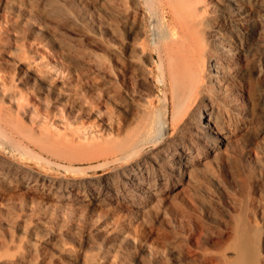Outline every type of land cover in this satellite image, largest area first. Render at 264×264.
Here are the masks:
<instances>
[{
    "label": "rangeland",
    "instance_id": "1",
    "mask_svg": "<svg viewBox=\"0 0 264 264\" xmlns=\"http://www.w3.org/2000/svg\"><path fill=\"white\" fill-rule=\"evenodd\" d=\"M141 3L0 0V112L16 120L0 117V264H264V0L208 2V27L231 42L224 7L241 3L262 26L244 57L208 39L231 65L178 125L157 61L156 25L170 14L157 4V20ZM47 69L57 93L43 88ZM95 108L119 135L160 114L166 138L101 154Z\"/></svg>",
    "mask_w": 264,
    "mask_h": 264
},
{
    "label": "bare ground",
    "instance_id": "2",
    "mask_svg": "<svg viewBox=\"0 0 264 264\" xmlns=\"http://www.w3.org/2000/svg\"><path fill=\"white\" fill-rule=\"evenodd\" d=\"M209 1L207 0H142L141 3L144 6L149 5V7L152 8L153 13L155 14L157 20H158V15L155 8L157 4H161L162 6H164L170 14L169 23H168L169 27H165V25L161 23L162 22L161 19H159L156 26H157L158 37L164 43V45L163 44L161 45L162 46L161 48L163 49V53L161 54L159 53L161 57L158 55L157 61L162 69L163 78L164 76H166L167 73L171 78L172 84L171 83L170 84L173 86L172 87L173 95H171L173 99V107H172L173 112L171 114L172 122L175 121L177 118H182L184 116H187L191 112L194 101L196 100L198 95L200 93H204L205 91H207L209 87L212 86L213 83L216 82V84L220 87V85L222 84L220 83L219 78L223 74H225V72H227L229 65H231V64L229 65L223 64V62L220 61L221 58L218 59L219 55L216 57L215 55H211L210 53H207L208 39L210 38L216 41L215 44L216 47L218 48V51L224 56L232 57L233 55H236V56L244 57L245 49L243 47V41L246 40L247 38H256L257 37L256 34L259 32V30H261L260 28L262 26L261 25L262 19L259 17L255 19L254 18L255 15L253 14L252 11L249 10L250 8L246 9L241 3L239 4L234 3L236 5V8L234 9L224 7V13L226 14L225 16L228 19V23L226 24V27L230 29V31L232 32V36L234 35L240 41L238 43H235L236 41L231 42L230 41L231 39L228 36L222 34V32L218 30V28L215 29L208 27V21L210 20L207 13ZM204 53H207V55H204ZM204 59L207 60L208 65L206 64ZM236 62L234 61V67H238V68H233L235 70L240 69L238 64H236ZM207 66L209 69L208 72H205ZM36 68H32V69H34L36 72L38 69ZM44 72L45 73H41L40 75L42 77L41 79L43 81L42 83L44 85L43 87L44 90L48 93L59 92L60 88L57 86L55 82L56 72H54L52 69H47V71ZM235 80L236 79H234V82H237V80L236 81ZM232 89L238 91L237 85L233 84ZM9 101L15 109L19 111L21 110L26 115L31 114L32 112L31 107L30 106L24 107L23 104H21L20 102V97H18L15 93L9 94ZM144 110L146 111V109ZM92 112L94 119L97 121L98 125L101 128H104V131L105 130L108 131V132H104L103 130L100 129L101 132H103V135L106 136V138H103V141L99 143L93 144V146L90 145V147L92 146V149L94 150L95 148L93 147L94 146L97 147L96 150H98V152H100L101 154L109 153V152H117V153L120 152L125 156H127L130 153L132 155V152L138 149L141 145H145L150 142H156L157 140H158L157 143H159L163 141L164 138H166L162 135L164 124L166 123L163 122L164 119L161 118L160 114L156 115L157 116L156 118L154 116L155 120L154 119L151 120L152 118L149 119L148 118L149 116L142 113L140 118L131 128L124 129L122 135H119L117 133L116 135L113 133L114 130L117 129V127L119 128V122L117 121V118L114 115L110 114L105 110H100L99 108L98 109L95 108ZM164 112H167V109H165ZM146 113H148V111ZM11 115L12 113L7 110L0 112L1 119L13 125L14 124L13 121L16 120L12 121L11 119L13 116L11 117ZM15 124L14 126L16 127ZM90 130L93 132H97V130L95 131L93 128H90ZM100 130L98 129V131ZM2 135L3 133H1L0 131V137L5 139L6 137H3L4 135L3 136ZM108 135L110 137H107ZM88 146H86L87 148L86 147L85 148L89 152ZM86 149L84 150V148H82V152L86 153ZM88 152L87 154L91 153Z\"/></svg>",
    "mask_w": 264,
    "mask_h": 264
},
{
    "label": "water",
    "instance_id": "3",
    "mask_svg": "<svg viewBox=\"0 0 264 264\" xmlns=\"http://www.w3.org/2000/svg\"><path fill=\"white\" fill-rule=\"evenodd\" d=\"M155 52H156V54H157V47H155ZM53 168H55L56 170H63L61 167H59V166H56V165H54L53 163H49Z\"/></svg>",
    "mask_w": 264,
    "mask_h": 264
}]
</instances>
